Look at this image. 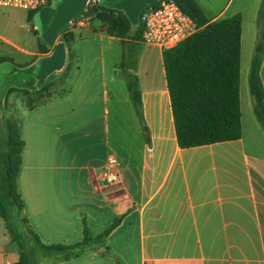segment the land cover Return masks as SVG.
I'll list each match as a JSON object with an SVG mask.
<instances>
[{"label":"crops","instance_id":"obj_1","mask_svg":"<svg viewBox=\"0 0 264 264\" xmlns=\"http://www.w3.org/2000/svg\"><path fill=\"white\" fill-rule=\"evenodd\" d=\"M197 1L210 20L242 15V136L187 148L177 138L164 48L143 42L138 49L141 113L122 68L121 39L89 22L67 25L75 46L65 85L57 81L69 48L65 66L33 88L27 70L53 48L46 43L43 51L36 33L29 47L17 32L28 23L5 9L15 6L0 5V62L19 57L25 73L8 88L55 82L53 95L33 108L18 91L10 95L25 140L20 186L28 225L46 243L74 244L85 230L97 238L118 221L71 258L27 242L31 264H118L114 256L121 264H264V126L249 83L263 0ZM260 76L264 85V52ZM110 158L119 175L113 183L104 177ZM20 256L3 220L0 264Z\"/></svg>","mask_w":264,"mask_h":264},{"label":"trees","instance_id":"obj_2","mask_svg":"<svg viewBox=\"0 0 264 264\" xmlns=\"http://www.w3.org/2000/svg\"><path fill=\"white\" fill-rule=\"evenodd\" d=\"M176 1L198 26L194 34L177 46L164 50L178 142L181 147L187 148L238 139L242 136L240 97L242 15L237 13L219 20H210L197 0ZM51 4L53 0H48V5ZM38 10L29 11L30 20L33 21ZM83 14L89 18L88 22L94 31L101 30L121 39L125 49L122 68L127 72L133 100L141 113V91L138 77L134 72L138 49L144 42L141 15L140 23L133 24L123 10L104 6L100 2L87 4L80 15ZM95 22L100 25L94 26ZM259 26L260 40L256 46L249 83L255 98L256 114L264 126V85L260 76L264 52V0L259 12ZM32 30L40 36L41 49L47 51L48 46L41 38L35 23ZM74 37V32L65 26L60 40L64 41L70 50V61L63 73L64 79L68 77L72 67L74 54L71 47ZM54 84L55 82L51 81L34 90L16 87H11L10 90L24 95L29 107L33 108L53 95ZM2 124L5 135L0 142V216L13 239L18 242L21 254L20 259L12 264H31L27 238L34 242L38 250L61 253L64 258H71L88 247L92 241L108 235L118 221L97 238L85 230L84 239L74 244L46 243L30 225L25 230V236L15 230L14 209L18 213L24 212V222L28 224L26 201L20 189L25 140L14 115L4 117ZM114 258L121 264L119 257Z\"/></svg>","mask_w":264,"mask_h":264},{"label":"water","instance_id":"obj_3","mask_svg":"<svg viewBox=\"0 0 264 264\" xmlns=\"http://www.w3.org/2000/svg\"><path fill=\"white\" fill-rule=\"evenodd\" d=\"M157 0H99L107 7L123 10L133 24L140 23L142 10ZM89 0H54L53 4L41 7L34 15L36 28L41 38L53 48V53L27 70L30 86L43 84L48 76L61 70L67 61V45L59 40L65 26L86 8ZM105 250L106 248H102Z\"/></svg>","mask_w":264,"mask_h":264},{"label":"built area","instance_id":"obj_4","mask_svg":"<svg viewBox=\"0 0 264 264\" xmlns=\"http://www.w3.org/2000/svg\"><path fill=\"white\" fill-rule=\"evenodd\" d=\"M96 2L99 0H89L88 4ZM155 2V4L147 5L141 12L145 43L157 44L164 49H170L198 30L194 19L180 7L176 0H157ZM0 5L33 11L48 5V0H0ZM88 20L87 16L80 15L72 22L84 24ZM116 163L115 158H110L105 168L104 177L109 183L119 180L115 169Z\"/></svg>","mask_w":264,"mask_h":264},{"label":"rangeland","instance_id":"obj_5","mask_svg":"<svg viewBox=\"0 0 264 264\" xmlns=\"http://www.w3.org/2000/svg\"><path fill=\"white\" fill-rule=\"evenodd\" d=\"M5 9L7 10V12H11L14 17L22 19L25 23H28V29L22 28V29L17 30L18 36H21L23 40L24 39L27 40L29 47L34 46V39L36 38V36H35V32L31 28L33 26V23H35V21H34V18H33V21L30 19L29 21L27 20L29 11L23 8H19V7H5ZM83 15L86 16L85 14ZM99 25H100L99 23H96V22L94 23V26H99ZM74 46L75 45L73 41L72 47H71L72 52H74ZM15 59H17L18 62H16ZM15 59H13L12 61L0 62V142L5 135V130L3 129V124H2L3 118L10 116L12 114L10 95L11 93L15 92V90H10V88H8V85L10 83L19 84L21 78L25 76L24 71H21V68L19 65L20 58L16 57ZM244 76H245V72H243V79H244ZM57 82L59 83L58 85L62 87L65 85L66 79H64V77L63 78L60 77V79ZM20 189H21V186H20ZM13 215H14L13 224H14L15 230L19 234L25 236V230L28 224L24 222V212L18 213V211L14 209ZM0 222H3V218L1 216H0ZM27 242L29 246H32L34 244V242L32 240H29L28 238H27Z\"/></svg>","mask_w":264,"mask_h":264}]
</instances>
